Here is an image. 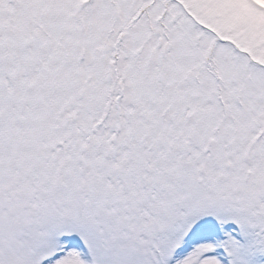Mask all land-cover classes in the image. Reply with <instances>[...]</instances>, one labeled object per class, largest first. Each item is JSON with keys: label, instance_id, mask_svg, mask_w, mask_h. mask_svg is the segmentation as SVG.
I'll list each match as a JSON object with an SVG mask.
<instances>
[{"label": "snow or ice", "instance_id": "1", "mask_svg": "<svg viewBox=\"0 0 264 264\" xmlns=\"http://www.w3.org/2000/svg\"><path fill=\"white\" fill-rule=\"evenodd\" d=\"M0 264H264V0H0Z\"/></svg>", "mask_w": 264, "mask_h": 264}]
</instances>
